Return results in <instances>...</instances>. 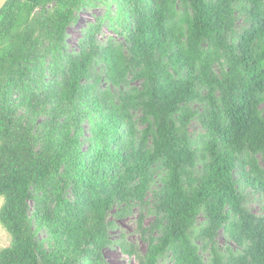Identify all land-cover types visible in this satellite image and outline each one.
Wrapping results in <instances>:
<instances>
[{
    "label": "trees",
    "instance_id": "1",
    "mask_svg": "<svg viewBox=\"0 0 264 264\" xmlns=\"http://www.w3.org/2000/svg\"><path fill=\"white\" fill-rule=\"evenodd\" d=\"M247 186L264 202V0H8L0 264H264Z\"/></svg>",
    "mask_w": 264,
    "mask_h": 264
},
{
    "label": "rangeland",
    "instance_id": "2",
    "mask_svg": "<svg viewBox=\"0 0 264 264\" xmlns=\"http://www.w3.org/2000/svg\"><path fill=\"white\" fill-rule=\"evenodd\" d=\"M98 15L97 11H94L93 14H89L87 12H82L79 15L78 21L68 28V43L69 48H73L77 45V42L80 38V32L82 29L90 22H92L95 16ZM103 36H110L111 32L107 29H103ZM246 193L248 195V200L251 201L249 207L251 211L255 214H262L264 212V202L259 199L257 195H253L252 190L249 186L246 188ZM1 205V201H0ZM136 209H134L133 214H131L128 219H123L118 222L121 229L127 234V240L131 243H136L142 251L145 250V244L140 240L139 235L136 233V218L138 214L136 213ZM151 222V218L147 217L145 219V224H149ZM42 236V235H41ZM117 237V232L113 233V238ZM218 244H222L221 237L218 238ZM10 238L8 234L1 228L0 226V250L9 246ZM105 258L109 264H135L134 260L129 259L122 251L119 250L117 246L113 248L105 249Z\"/></svg>",
    "mask_w": 264,
    "mask_h": 264
},
{
    "label": "water",
    "instance_id": "3",
    "mask_svg": "<svg viewBox=\"0 0 264 264\" xmlns=\"http://www.w3.org/2000/svg\"><path fill=\"white\" fill-rule=\"evenodd\" d=\"M8 0H0V11L3 9V7L7 4Z\"/></svg>",
    "mask_w": 264,
    "mask_h": 264
}]
</instances>
